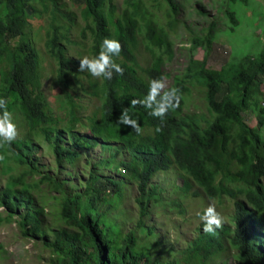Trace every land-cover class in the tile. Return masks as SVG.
Listing matches in <instances>:
<instances>
[{"label":"trees","instance_id":"16d2710c","mask_svg":"<svg viewBox=\"0 0 264 264\" xmlns=\"http://www.w3.org/2000/svg\"><path fill=\"white\" fill-rule=\"evenodd\" d=\"M164 1L174 24L180 7L173 0ZM71 2L85 21L83 37L92 40L90 56L99 53L105 37L118 39L123 50L113 59L124 72L100 82H91L90 75L80 72V60L71 55L70 28L63 24L64 17L74 19L61 0H0V97L7 99L15 123L23 127L16 141L0 149L5 155L0 161V179L5 181L0 187V207L4 208L0 224L17 216L24 236L45 238L54 254L51 264H230L227 256L234 250L232 264H264V46L257 54L227 60L215 69L208 67L206 57H190L174 78L173 87L183 96L180 107L161 123L144 107L130 105L132 99L147 94L150 80L166 76L165 64L175 56L173 41L154 19L141 35L152 53H158L147 78L138 74L133 51L140 19L151 8L144 4L138 15L140 0H127L126 13L118 16L117 0ZM252 2L228 0L240 3L245 11L252 9ZM47 14L51 17L47 55L55 61L49 76L44 75V56L30 21ZM225 14L234 30L240 24L237 12L227 6ZM215 27L213 21L205 37L194 38L192 48L202 46L209 52ZM260 31L264 34V23ZM47 78L60 88L57 102L59 109L65 108L61 112L48 97ZM199 89L208 113L216 115L214 122L187 111L193 91ZM87 98L96 101L91 112L84 107ZM125 108L139 122L140 135L117 123ZM249 110L256 112V126L247 123ZM82 118L90 124L88 134L78 128ZM158 126L161 131L156 130ZM41 142L54 156L51 175L44 173L38 161ZM101 142L113 157L96 161L94 150ZM123 152L130 157L116 161ZM82 161L88 177L77 185L66 167ZM116 162L123 180L106 175V168ZM172 163L188 177L186 189L191 190L192 181L209 199L234 200L228 227L223 225L214 235L198 231L180 253L177 250L178 255L160 236L153 237L154 228L146 221L153 202H162L152 185L154 175ZM63 170L70 179L62 176ZM28 178L37 179L28 182ZM130 182L139 189L137 215L124 207ZM42 183L61 194L57 202L65 224L55 228L52 236L43 227L45 209L36 205L34 193Z\"/></svg>","mask_w":264,"mask_h":264},{"label":"rangeland","instance_id":"374dc122","mask_svg":"<svg viewBox=\"0 0 264 264\" xmlns=\"http://www.w3.org/2000/svg\"><path fill=\"white\" fill-rule=\"evenodd\" d=\"M177 2L180 9L178 11L177 22L171 23V10L164 0H140L141 9L137 12L142 14L143 6H149L144 18L140 19L138 40L133 51L137 63L138 74L142 78H147V71L150 63L158 53H152L145 38H142V30H146L147 23L157 19V24L165 30L169 39L174 43L175 56L172 62L165 65L167 72L166 80L170 87L176 75L183 72L190 57L198 60H203L205 57L208 61V67L211 69L219 68L225 61L230 62L241 59L246 54H257L264 46V34L261 33L260 27L264 23V0H254L252 2V9H244L240 3L230 4L228 0H173ZM63 9L73 17L74 21H70L64 17L63 24L66 28H70V35L72 44L71 55L80 60L83 56H90V46L92 40L90 37H83L81 30L85 26L82 14L79 9L71 2V0H62ZM127 0H117L120 8L118 16L126 13L128 8ZM39 5V4H38ZM40 6V5H39ZM228 7L234 9L240 20V24L232 30L230 28L229 20L225 14V9ZM122 10V11H121ZM51 17L47 14L44 18H34L32 36L37 40V45L44 56V75H51L52 67H55V61L47 55L46 40L48 39L47 31L49 28ZM215 21V35L209 52H206L205 47L192 48L194 38L205 37L209 30L211 23ZM260 33V34H259ZM91 76V82H100L101 78H95L87 71L83 72ZM45 77V76H44ZM82 81L87 85V79L82 78ZM46 90L48 97L53 103L55 110L59 109L57 102V94L60 88L55 85L50 79H46ZM204 93L202 89L194 90L192 93V100L187 106V110L193 113L204 112L209 116L205 108ZM96 101L92 98H87L84 102V107L88 112L93 110V103ZM264 101L261 104L264 105ZM54 110V111H55ZM247 123L250 126H256L258 117L255 111H248L246 114ZM90 124L85 118L81 119L79 129L83 133L90 132ZM18 126V125H17ZM22 126H18L20 130ZM23 129V127H22ZM106 144V143H105ZM95 151V160L109 159L113 157L104 149L101 142L98 150ZM85 155L91 153H84ZM38 161H40L41 169L49 172L51 175V167H54V156L49 150L47 143L41 142L39 151L37 153ZM129 154L123 152L122 155L116 157V161L127 160ZM117 162L114 166L106 168V175L115 179L123 180V175L116 169ZM66 170L74 173L73 181L78 185L80 180L88 177L85 161L79 162L77 166H67ZM62 171L64 178L70 179L67 171ZM125 170H123L124 173ZM56 172H52L55 174ZM188 177L173 168L168 172L158 173L153 180V187L158 188L157 197L161 201H154L151 207V216L147 217V224L154 228V238L161 237L167 246H172V252L177 253L185 247L187 242L192 239L200 229H203V223L199 218V214L214 201L217 211L223 217V225L231 224V215L234 207V200L229 197L221 200L209 199L200 190L195 183L189 181L192 188L190 192L184 193L181 190L184 179ZM37 179V178H35ZM35 179L28 178V182ZM4 180L0 179V187L4 185ZM198 192V195H195ZM36 197L37 207L45 209L43 214V227L52 236L53 230L65 224L61 218V207L57 202L61 194L56 192L53 188H49L46 183L40 184L39 189L34 193ZM139 196V189L130 182L127 190V201L125 208L133 209L134 214L139 213V207L136 204V198ZM0 212L4 209L0 207ZM17 216L12 221H3L0 224V264H51L54 257L53 252L48 248L44 241L45 238L24 236L20 232L17 223ZM141 234L145 235L146 231L141 230ZM152 237V238H153ZM177 253L176 255H178ZM232 254L236 251H231ZM227 256L230 264L234 262L233 255Z\"/></svg>","mask_w":264,"mask_h":264},{"label":"clouds","instance_id":"9594fccd","mask_svg":"<svg viewBox=\"0 0 264 264\" xmlns=\"http://www.w3.org/2000/svg\"><path fill=\"white\" fill-rule=\"evenodd\" d=\"M32 19H30L31 22ZM122 50H123V45L118 39L105 37L100 45V51L97 55L93 57H89L85 55L82 58H79L80 59L79 70L80 72L87 71L95 78H104L107 80L112 79L114 74L123 75L124 72L123 67L113 59V57H118L122 52ZM166 64L168 63L166 62ZM174 83H175V79H173V83L169 87L166 80V76L165 77L160 76L158 78H154L149 81L147 94L143 98L132 99L130 101V105L132 107H136L137 105L144 107L145 109L149 110V115L155 118H159L161 123H163L165 117L168 116L169 112H175L180 107L181 100L183 99L181 90L178 87H173ZM205 108L208 113L206 104H205ZM187 111L191 112L190 110ZM196 114L198 115L204 114L206 118L211 120L212 122H214V119L216 118V115L210 113H208L209 116H207V114L204 112H199ZM117 123L127 128L133 129L137 133V135H140L142 133V128L140 127L139 122L133 118L132 114H130L127 108L121 110V114L118 117ZM156 130L161 131L162 129L160 126H158ZM18 138H19V129L13 119V113L8 108V101L6 98L0 97V149L5 148L6 146H10ZM4 159H5V155L0 154V161H3ZM173 168L179 170V167L175 163H172L171 166L168 168V170L165 171L160 170L159 172L156 173V175L158 173L168 172ZM156 175H154V178L156 177ZM153 180H152V185H153ZM184 183H185V179L183 181V186L181 187V190L184 193H188L186 192V190L190 192L189 189H186L184 187ZM199 218L203 223V229L200 231H203L205 233L214 235L217 230L219 231L223 227V223H224L223 217L217 211L216 204L214 201L210 202L209 205L204 209V211L199 214ZM229 225H225V226L228 227Z\"/></svg>","mask_w":264,"mask_h":264}]
</instances>
